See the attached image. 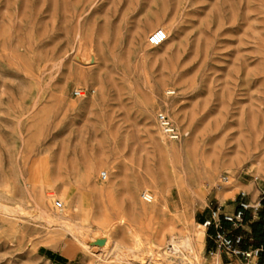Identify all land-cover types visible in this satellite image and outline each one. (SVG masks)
I'll list each match as a JSON object with an SVG mask.
<instances>
[{"label": "rangeland", "instance_id": "374dc122", "mask_svg": "<svg viewBox=\"0 0 264 264\" xmlns=\"http://www.w3.org/2000/svg\"><path fill=\"white\" fill-rule=\"evenodd\" d=\"M263 190L264 0H0V264H206Z\"/></svg>", "mask_w": 264, "mask_h": 264}, {"label": "built area", "instance_id": "2783aa9c", "mask_svg": "<svg viewBox=\"0 0 264 264\" xmlns=\"http://www.w3.org/2000/svg\"><path fill=\"white\" fill-rule=\"evenodd\" d=\"M166 39L167 32L163 28H156L149 34L148 43L152 46H159L163 44ZM76 94H81V91L78 90ZM159 119L169 132H173V129L169 127L170 122L163 114L160 115ZM102 176L105 178L106 173L103 172ZM223 180L227 182L228 176H223ZM261 195H264V190L256 201L248 202L244 199L245 193H242L237 200L238 208L233 213L213 211L212 215L203 221L202 225L205 228L213 229V232L210 234L213 245L208 251L206 264H230V261H223L222 254L248 260L247 264H261V249L254 247L244 249L242 247V242L245 235L242 232H237L244 228L245 212L247 210L251 211L254 218L257 217V213L261 207ZM142 198L145 201H152L153 195L149 191H144L142 193ZM62 206V202H55L56 208H61ZM225 222L229 224L228 228H225Z\"/></svg>", "mask_w": 264, "mask_h": 264}, {"label": "trees", "instance_id": "16d2710c", "mask_svg": "<svg viewBox=\"0 0 264 264\" xmlns=\"http://www.w3.org/2000/svg\"><path fill=\"white\" fill-rule=\"evenodd\" d=\"M260 200H261V207L257 213L256 218L253 217L251 211L247 210L245 212V222H249L250 227H251V233L244 238L242 242V247L244 249H248L250 246H253L254 248H260L261 249L260 258H261V261H264V195L260 196ZM205 219H206L205 217H200L199 222L203 223ZM212 232H213V229L210 228L209 235ZM211 247L212 246H210V248ZM48 253L54 259H57V261L59 262L65 259L59 254H55L53 252H48Z\"/></svg>", "mask_w": 264, "mask_h": 264}, {"label": "crops", "instance_id": "0c3cea01", "mask_svg": "<svg viewBox=\"0 0 264 264\" xmlns=\"http://www.w3.org/2000/svg\"><path fill=\"white\" fill-rule=\"evenodd\" d=\"M259 195L260 194L258 193L255 196H253L251 202L256 201L259 198ZM237 208H238V205L237 206L235 205L234 207L230 208V211L234 212ZM226 210H227V208H226ZM224 212L225 211H222L221 213H224ZM202 217L207 218V216H202ZM224 226H225V228H228L229 224L225 223ZM237 232H242L245 235V237L247 235H249L251 233V227H250L249 222H245L244 228L242 230H240V231H237ZM250 247H253V246H250ZM242 260L243 259L238 258V257H232V256H227V255L225 256V261L226 262L230 261V264H247V263H244ZM260 262H261V264H264V261H261V258H260Z\"/></svg>", "mask_w": 264, "mask_h": 264}, {"label": "bare ground", "instance_id": "6f19581e", "mask_svg": "<svg viewBox=\"0 0 264 264\" xmlns=\"http://www.w3.org/2000/svg\"><path fill=\"white\" fill-rule=\"evenodd\" d=\"M51 216V215H50ZM62 218V217H61ZM56 219V218H55ZM51 222H53V220L51 221ZM63 223V222H62ZM71 223V222H70ZM76 227V226H75ZM77 230V229H76ZM202 234L203 233H196V234H193L194 235V239H196V240H198V241H200L201 239H202V237L204 238V236H202ZM174 238V237H173ZM191 238H193V237H191ZM181 239V238H180ZM172 241V243L174 244V251L173 252H175L174 254H176L178 251H180L181 249V246H180V244L181 245H183V247L186 245V247H187V249H189L188 248V246L189 247H191L192 248V242L194 241V240H192V242H191V240H190V237L189 238H185L184 240H180L179 242L178 241H175L174 239H172L171 240ZM195 242V241H194ZM194 244V243H193ZM190 248V249H191ZM194 249V248H193ZM122 250V249H121ZM193 252V251H192ZM190 255V254H189ZM190 257H191V255H190ZM192 257H194L195 258V255L193 254V256ZM190 261H191V263L192 264H194V262H192V260H191V258H190ZM196 263V262H195Z\"/></svg>", "mask_w": 264, "mask_h": 264}]
</instances>
